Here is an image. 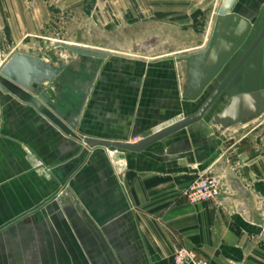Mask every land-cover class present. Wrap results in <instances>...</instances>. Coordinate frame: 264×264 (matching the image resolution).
I'll list each match as a JSON object with an SVG mask.
<instances>
[{
	"label": "crops",
	"instance_id": "0c3cea01",
	"mask_svg": "<svg viewBox=\"0 0 264 264\" xmlns=\"http://www.w3.org/2000/svg\"><path fill=\"white\" fill-rule=\"evenodd\" d=\"M221 3L0 0L2 60L22 52L57 69L51 102L77 120L72 138L0 90V264H173L178 247L209 264H264L263 103L224 92L201 121L139 152L105 147L135 145L200 110L221 71L210 73L214 54L205 65L182 58L206 48ZM263 6L236 0L217 57L236 17ZM58 42L110 55L70 59ZM206 171L223 177L224 192L190 204L183 193Z\"/></svg>",
	"mask_w": 264,
	"mask_h": 264
},
{
	"label": "water",
	"instance_id": "95a60500",
	"mask_svg": "<svg viewBox=\"0 0 264 264\" xmlns=\"http://www.w3.org/2000/svg\"><path fill=\"white\" fill-rule=\"evenodd\" d=\"M235 2L236 0H222L218 10L215 32L206 48L182 58L188 62L202 60V64L205 65V58L214 54L215 64L210 73L215 76L221 71L217 78L218 83L200 110L182 122L152 135L135 145L115 144L112 145L114 148L139 152L151 144L201 121L224 92L233 97V102L240 100L243 103L244 100H252L256 104H264V6L261 14L252 19L236 17L242 24L235 31V36L229 37L231 42L228 41L227 43L228 50L223 52L219 57L215 53V46L218 42L223 19L231 12ZM258 46L261 53L260 58L256 59L255 49ZM57 47H63L70 53L88 58L105 59L110 55V52L92 50L86 46L62 42H58ZM58 75L57 69H54L49 64H45L38 56L22 52H14L7 60H2L0 56V90L4 93H13L24 102L34 105L68 136L77 138L74 132L77 122L76 110H74L70 118H65L61 110H58L52 104L50 92L42 87L55 81ZM90 85L91 81L84 87L83 98H87ZM73 107L76 109V104ZM50 108L55 110V113L61 116L60 118L66 119V123L55 115ZM243 111H246V108ZM94 146V143L87 142L85 151L76 163L82 162L87 151Z\"/></svg>",
	"mask_w": 264,
	"mask_h": 264
},
{
	"label": "built area",
	"instance_id": "2783aa9c",
	"mask_svg": "<svg viewBox=\"0 0 264 264\" xmlns=\"http://www.w3.org/2000/svg\"><path fill=\"white\" fill-rule=\"evenodd\" d=\"M140 140V137H135L134 141ZM106 150L110 154H115L118 152V148L113 146H105ZM41 162L38 166H42ZM225 187L223 177L206 171L200 175V177L191 184L185 191L184 196L187 202L190 204H199L202 202H213L218 200ZM173 264H209V262L201 258L195 251L188 249L186 247H178L175 250Z\"/></svg>",
	"mask_w": 264,
	"mask_h": 264
},
{
	"label": "rangeland",
	"instance_id": "374dc122",
	"mask_svg": "<svg viewBox=\"0 0 264 264\" xmlns=\"http://www.w3.org/2000/svg\"><path fill=\"white\" fill-rule=\"evenodd\" d=\"M75 56H77L76 54H73V53H70V59H72L71 57H75ZM81 56V55H80ZM54 85H56V86H59V84H57V83H53ZM48 84H46L45 86H42L44 89H47L48 90V92H51V86H47ZM50 85V84H49ZM43 89V90H44ZM244 132H245V129H243V130H240V131H237L236 133H234V132H232V135L236 138V139H238L239 137H241L243 134H244Z\"/></svg>",
	"mask_w": 264,
	"mask_h": 264
},
{
	"label": "flooded vegetation",
	"instance_id": "af4514ba",
	"mask_svg": "<svg viewBox=\"0 0 264 264\" xmlns=\"http://www.w3.org/2000/svg\"><path fill=\"white\" fill-rule=\"evenodd\" d=\"M260 53H261V50L259 49V46L255 49V58L258 59L260 58Z\"/></svg>",
	"mask_w": 264,
	"mask_h": 264
}]
</instances>
